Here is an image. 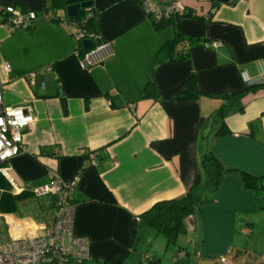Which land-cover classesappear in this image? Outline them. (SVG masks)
<instances>
[{
    "label": "crops",
    "instance_id": "obj_1",
    "mask_svg": "<svg viewBox=\"0 0 264 264\" xmlns=\"http://www.w3.org/2000/svg\"><path fill=\"white\" fill-rule=\"evenodd\" d=\"M78 1L0 0V11L12 5L34 14L31 29L0 22L1 100L32 109L26 150L0 165V239L41 232L54 196L33 188L51 168L73 181L72 231L88 240V264H139L147 254L163 258L160 264H174L175 256L178 264H224L222 255L264 264V189L240 179L241 171L264 176V0H178L191 13L179 17L178 30L197 43L188 59L157 64V88L173 95L192 71L200 90L220 94L185 101L143 95L157 51L174 35L172 23L154 26L143 3L169 0H90L93 29L109 44L90 66L80 64L69 22L45 12L50 4L66 17L65 5ZM242 71L260 82L247 87ZM217 109L226 125L220 133L217 114L209 123ZM207 151L222 167L214 189ZM196 175L209 191L201 198L192 187L195 212L166 244L138 214L183 194Z\"/></svg>",
    "mask_w": 264,
    "mask_h": 264
},
{
    "label": "built area",
    "instance_id": "obj_2",
    "mask_svg": "<svg viewBox=\"0 0 264 264\" xmlns=\"http://www.w3.org/2000/svg\"><path fill=\"white\" fill-rule=\"evenodd\" d=\"M143 6L155 20L180 14L185 10L178 0L145 1ZM2 11L6 15L0 22L11 29L28 28L33 23L32 12L15 9L12 5H4ZM69 31L79 42L80 48L81 39L90 38L93 41V46L87 50L82 48L80 50L78 47L75 49L81 65L90 66L107 55L108 42L97 41V33L88 31L83 22L79 20L69 22ZM181 44H186V41L178 43L177 47ZM218 44L217 41H203L205 47H215ZM3 68L8 69V64L4 62ZM241 77L246 84L260 82L258 77H249L245 71L241 72ZM9 112L12 115H9ZM16 113H19L20 118ZM27 117L31 119L25 122L24 118ZM0 119L3 120V124L0 125V162H5L12 155L26 150L23 144V131L32 120L31 106L27 103L6 105L2 102L0 94ZM4 170H7V167H4ZM47 179L46 183L34 187L33 190L38 194L49 193L54 196L51 217L38 234L0 239V264H88V240L85 236L76 235L72 231L73 181L63 180L57 171L51 168L47 170ZM220 259L224 264H233L223 255ZM260 260L264 261V247Z\"/></svg>",
    "mask_w": 264,
    "mask_h": 264
},
{
    "label": "trees",
    "instance_id": "obj_3",
    "mask_svg": "<svg viewBox=\"0 0 264 264\" xmlns=\"http://www.w3.org/2000/svg\"><path fill=\"white\" fill-rule=\"evenodd\" d=\"M50 4L45 7L46 14H49V19L51 20H60L65 19L67 22H72L74 20H79L83 22L84 26L88 31H94L93 29V16L94 12L91 9V6H87L84 8H80L76 15L74 16H59L55 15V11L50 8ZM50 10V11H49ZM2 17L0 19L3 20L6 13L4 11H0ZM191 15L190 11L184 10L180 14H175L168 16L166 18H161L158 20L153 19V24L155 27H159L165 23H172L174 26V35L171 39L167 40L161 48L157 51L152 66V74L151 77L144 83L143 86V95L146 97H152L156 99H174L177 101H185L190 100L197 97L199 94H208L211 96H220L218 93H207L200 90L197 86L195 74L192 71H189L185 74L182 80V88L170 96L162 95L156 85L154 79V69L157 64L163 60L170 61H179L188 59V46L191 43H197V37L194 35H189L187 37L183 36L182 33L178 30V19L181 16ZM33 28V23L27 29ZM95 32V31H94ZM99 41L98 39H96ZM183 40L186 41V44H181L180 47H177L178 43H181ZM204 41V40H203ZM203 41L201 44L203 45ZM204 46V45H203ZM78 49L81 50L78 42ZM258 83L247 84V87L256 86ZM219 116V123L217 128L214 130V133H220L226 130L225 122L221 119V111L217 109L213 111L211 114V120H215V115ZM207 120V119H206ZM210 121V120H209ZM204 122L203 118L200 117L199 124ZM207 122V121H206ZM203 162L208 163L213 168V179L210 183L211 189H214L218 183L220 178V174L222 172V167L217 161V159L210 154V152H206L203 157ZM3 162H0V165ZM240 179L242 184L247 188H252L254 190L264 189V176H254L245 171L240 172ZM198 180V175L195 176L192 185L181 195L170 198H162L155 200L152 202L146 209L141 211L138 214V220L144 224L145 226L150 227L155 233L161 234L164 237L165 243H175L176 237L178 235L179 229L183 225L184 219L193 215L195 209L197 207V202H195L192 192V187L196 184ZM161 257L159 255H144V257L140 260V263L144 264H160ZM179 263V258L176 257L174 259V264Z\"/></svg>",
    "mask_w": 264,
    "mask_h": 264
},
{
    "label": "water",
    "instance_id": "obj_4",
    "mask_svg": "<svg viewBox=\"0 0 264 264\" xmlns=\"http://www.w3.org/2000/svg\"><path fill=\"white\" fill-rule=\"evenodd\" d=\"M91 4L90 0H81L78 2L68 3L65 5V12L67 16H74L80 8L87 7ZM80 45L83 50H87L93 46V41L90 38H83L80 40Z\"/></svg>",
    "mask_w": 264,
    "mask_h": 264
},
{
    "label": "rangeland",
    "instance_id": "obj_5",
    "mask_svg": "<svg viewBox=\"0 0 264 264\" xmlns=\"http://www.w3.org/2000/svg\"><path fill=\"white\" fill-rule=\"evenodd\" d=\"M209 123L210 124H212L213 123V121L210 119V121H209ZM206 169H210V171H211V166L210 165H207V168ZM206 173V172H205ZM203 181H204V178L202 177L201 178V181H199V183H197L196 184V186H195V190L197 189L198 190V193L199 194H201V198H203L204 196H205V194L207 193V191H209V189L207 188V183H205V184H203ZM206 182H209V181H206ZM205 188V189H204ZM206 188L208 189V190H206ZM263 195H264V193H263ZM162 254V253H161ZM165 257V256H164ZM168 258V257H167ZM164 260H163V258L161 259V263L163 262Z\"/></svg>",
    "mask_w": 264,
    "mask_h": 264
},
{
    "label": "clouds",
    "instance_id": "obj_6",
    "mask_svg": "<svg viewBox=\"0 0 264 264\" xmlns=\"http://www.w3.org/2000/svg\"><path fill=\"white\" fill-rule=\"evenodd\" d=\"M9 115H12V113L9 112ZM16 115H17L18 118H20L19 113H16ZM30 119H31V117H27V118H24V121L27 122V120H30ZM2 124H3V120L0 119V125H2Z\"/></svg>",
    "mask_w": 264,
    "mask_h": 264
}]
</instances>
